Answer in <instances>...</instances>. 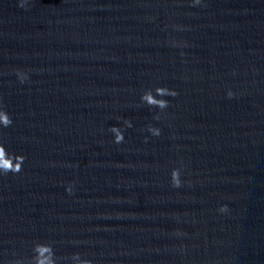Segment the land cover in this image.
I'll list each match as a JSON object with an SVG mask.
<instances>
[{
  "label": "water",
  "instance_id": "1",
  "mask_svg": "<svg viewBox=\"0 0 264 264\" xmlns=\"http://www.w3.org/2000/svg\"><path fill=\"white\" fill-rule=\"evenodd\" d=\"M4 112L0 264H264V0H0Z\"/></svg>",
  "mask_w": 264,
  "mask_h": 264
},
{
  "label": "clouds",
  "instance_id": "2",
  "mask_svg": "<svg viewBox=\"0 0 264 264\" xmlns=\"http://www.w3.org/2000/svg\"><path fill=\"white\" fill-rule=\"evenodd\" d=\"M158 91H160L158 89ZM149 100H151V97H149ZM12 123L11 118L9 115L4 112L3 114H0V124H2L4 127L9 126ZM121 137H117V141H119ZM21 162L23 160V157L18 158ZM0 167H4L6 170H14V171H19L20 169V164L17 163L15 166H12L9 161L5 160V154H4V149L2 146H0ZM175 176V173H174ZM174 186H179L178 181L174 182ZM221 211H226L227 206H221L220 208Z\"/></svg>",
  "mask_w": 264,
  "mask_h": 264
}]
</instances>
